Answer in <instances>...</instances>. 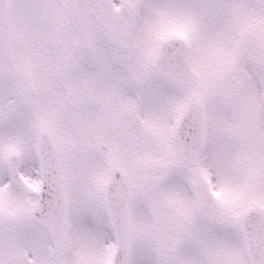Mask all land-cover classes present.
Here are the masks:
<instances>
[{
  "label": "snow or ice",
  "instance_id": "6c2138e0",
  "mask_svg": "<svg viewBox=\"0 0 264 264\" xmlns=\"http://www.w3.org/2000/svg\"><path fill=\"white\" fill-rule=\"evenodd\" d=\"M0 264H264V0H0Z\"/></svg>",
  "mask_w": 264,
  "mask_h": 264
}]
</instances>
